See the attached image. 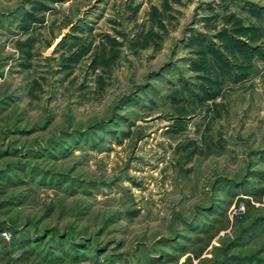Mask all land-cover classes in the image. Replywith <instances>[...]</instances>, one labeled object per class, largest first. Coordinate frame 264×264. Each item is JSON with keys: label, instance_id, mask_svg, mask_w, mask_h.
<instances>
[{"label": "rangeland", "instance_id": "374dc122", "mask_svg": "<svg viewBox=\"0 0 264 264\" xmlns=\"http://www.w3.org/2000/svg\"><path fill=\"white\" fill-rule=\"evenodd\" d=\"M3 264H264V0H0Z\"/></svg>", "mask_w": 264, "mask_h": 264}, {"label": "built area", "instance_id": "2783aa9c", "mask_svg": "<svg viewBox=\"0 0 264 264\" xmlns=\"http://www.w3.org/2000/svg\"><path fill=\"white\" fill-rule=\"evenodd\" d=\"M9 240V233L6 230H0V252H1V245L2 242ZM0 264H3L0 260Z\"/></svg>", "mask_w": 264, "mask_h": 264}]
</instances>
